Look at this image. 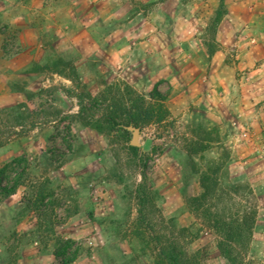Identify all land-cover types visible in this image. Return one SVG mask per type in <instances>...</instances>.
Instances as JSON below:
<instances>
[{"label":"rangeland","instance_id":"1","mask_svg":"<svg viewBox=\"0 0 264 264\" xmlns=\"http://www.w3.org/2000/svg\"><path fill=\"white\" fill-rule=\"evenodd\" d=\"M45 1L84 12L92 0H0V68L24 44L4 14ZM99 9L103 25L116 9L118 40L131 34L128 18L143 9L162 34L177 38L180 51L148 56L136 71L79 59L74 47L68 58L15 73L9 83L0 76V182H19L14 195L0 199V264H170V235L190 264H230L219 236L186 198L202 194L201 177L211 172L218 182L212 208L259 213L261 202L242 178L252 172L234 163L227 137L238 132L244 141L250 129L221 101L242 97L232 86L250 81L254 70L222 72L220 65L236 61L239 34L256 39L250 45L263 54L264 0H111ZM135 117L141 127L124 126ZM128 145L140 148L138 158ZM144 189L153 210L144 209ZM254 238L253 231L244 264L264 257V237L253 246Z\"/></svg>","mask_w":264,"mask_h":264},{"label":"crops","instance_id":"2","mask_svg":"<svg viewBox=\"0 0 264 264\" xmlns=\"http://www.w3.org/2000/svg\"><path fill=\"white\" fill-rule=\"evenodd\" d=\"M102 1L111 0H92L90 7L84 12H81L79 8L74 9L68 6H62L60 11L54 10L49 1L41 4L31 2L26 7H13L11 12L13 17L9 18L5 16L7 14H4L3 22L19 31L18 40L24 43L21 46L23 51L11 58H5V63L0 68V76L9 83L11 76L15 73L26 71L33 66L50 64L57 59L68 58L69 48L74 47L77 48L79 59L98 61L97 63L109 69L116 68L119 63L120 67H130L136 71L144 70V58L148 56L169 58L178 54L181 46L177 38L173 34H162L158 29L156 18L150 15L144 16L143 9L137 15L134 14L128 18L131 34L118 40L113 34L116 32V9L109 10L107 23L103 25L99 9V3ZM115 1L118 2V0ZM119 1L122 2V0ZM135 1L144 6L145 0ZM127 5L134 8L132 2H127ZM144 25L150 26V33H144ZM102 29L107 30L108 33L102 35ZM193 40H196L195 37H188L189 42ZM161 41L162 46L158 44ZM253 41L256 39L250 40L243 34H239L235 43L238 52L236 61L227 63L226 60H222L220 67L222 72L230 70L243 72L246 69L250 70L251 67L254 70L250 73L253 75L250 81L245 82L239 79L237 84L232 86L241 90L242 97L237 100H229L226 97L221 99L231 105V108L236 109V114H231L233 120L250 129L248 141L241 140L238 132L229 133L227 137L229 146L235 154L234 163L251 170V174L248 173L242 178L251 184L261 202L254 229V246L259 244L258 237H264V229L261 227L264 221V203H262L264 202V99L254 100L255 98H251V95L264 93V51L258 57L257 48L250 45ZM39 49L42 51H38ZM224 49L222 47V50ZM188 52L189 58L196 57L191 49ZM223 56L227 57L226 50L221 52L220 57ZM193 63H195L194 59ZM166 67L168 69L169 66ZM244 89L249 91L248 100L245 98ZM258 101L261 103L258 104ZM258 259V264H264V257L258 256Z\"/></svg>","mask_w":264,"mask_h":264},{"label":"trees","instance_id":"3","mask_svg":"<svg viewBox=\"0 0 264 264\" xmlns=\"http://www.w3.org/2000/svg\"><path fill=\"white\" fill-rule=\"evenodd\" d=\"M219 15H221V13H219ZM124 123H126V125L124 124L125 127L130 125L141 127V124L136 117L131 122L124 121ZM128 149L135 158L139 157V147L128 145ZM18 185L19 182L17 181H14L12 184H3L1 181L0 199L3 196L14 195L17 191ZM201 186L203 189L202 194L198 196H188L186 198L187 208L196 218L201 219L207 227L214 230L219 236L218 248L230 264H244V256L249 252V245L258 216L257 210L250 209L244 213L240 211L230 214L226 209L220 211L219 208H212L209 203L210 200H213L216 196L215 191L217 190L218 182L216 179L213 180L211 172L203 173L201 177ZM141 193L144 194V209L147 207L153 210L155 206L147 191L144 189ZM187 231L188 229L186 228L178 230L182 236H184ZM165 243L172 249L166 254L170 264H190V261L184 260L185 257H187L185 254L178 253L177 249L179 246L177 245L179 243H177L176 238L173 235L165 237Z\"/></svg>","mask_w":264,"mask_h":264},{"label":"built area","instance_id":"4","mask_svg":"<svg viewBox=\"0 0 264 264\" xmlns=\"http://www.w3.org/2000/svg\"><path fill=\"white\" fill-rule=\"evenodd\" d=\"M242 137L247 141L250 140L249 134L247 132L242 133Z\"/></svg>","mask_w":264,"mask_h":264}]
</instances>
